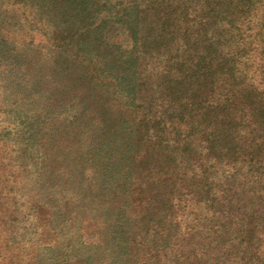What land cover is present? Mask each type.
<instances>
[{
    "label": "trees",
    "instance_id": "16d2710c",
    "mask_svg": "<svg viewBox=\"0 0 264 264\" xmlns=\"http://www.w3.org/2000/svg\"><path fill=\"white\" fill-rule=\"evenodd\" d=\"M0 264H264V0H0Z\"/></svg>",
    "mask_w": 264,
    "mask_h": 264
}]
</instances>
